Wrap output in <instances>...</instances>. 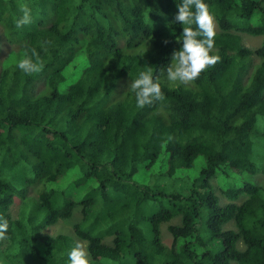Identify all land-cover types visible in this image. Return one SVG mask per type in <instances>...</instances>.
<instances>
[{"label":"trees","instance_id":"obj_1","mask_svg":"<svg viewBox=\"0 0 264 264\" xmlns=\"http://www.w3.org/2000/svg\"><path fill=\"white\" fill-rule=\"evenodd\" d=\"M204 2L219 59L181 84L174 0H0V264H65L75 239L41 231L77 209L90 264H264V0ZM148 67L163 99L137 108Z\"/></svg>","mask_w":264,"mask_h":264},{"label":"clouds","instance_id":"obj_2","mask_svg":"<svg viewBox=\"0 0 264 264\" xmlns=\"http://www.w3.org/2000/svg\"><path fill=\"white\" fill-rule=\"evenodd\" d=\"M176 13L173 23L180 28L179 48L171 53V65L166 69L167 79L170 82L187 84L194 81L202 71L215 64L219 57L212 53L214 47L215 22L204 0H174ZM22 15L16 21L19 28L31 22L30 10L26 6L21 8ZM167 43V41H164ZM16 67L27 74L37 73L42 68L40 57L35 51L32 55H24L16 62ZM131 91L134 94L135 106L143 108L153 101L163 99L161 86L153 76L151 67L140 71L131 81ZM7 221H0V232L6 231ZM65 264H90L86 249L75 243L66 253Z\"/></svg>","mask_w":264,"mask_h":264},{"label":"rangeland","instance_id":"obj_3","mask_svg":"<svg viewBox=\"0 0 264 264\" xmlns=\"http://www.w3.org/2000/svg\"><path fill=\"white\" fill-rule=\"evenodd\" d=\"M261 42H262V38L261 37L252 36V35H246V34H241V43L246 48L256 49V48H258L261 45ZM122 46L123 45L121 44L119 47L122 48ZM14 48H15L14 45H5L4 42L3 43H0V50H1L0 56H3L4 57L5 56V51L8 52L9 50H13ZM261 145L264 147V142H262ZM252 177H254V176H252ZM250 179H252V182L255 183V181H254L253 178H250ZM255 180H256L257 183L264 185V174H262L259 177H256ZM212 183L214 184L213 187H214V190L217 192V195H219V194L221 195L219 189H217V185H216V183H215L214 180H213ZM28 195L31 198L32 197L33 198L36 197L37 194L35 193V189L34 188H31L29 190ZM221 202L223 203L224 200L221 199ZM20 205H21L20 200H16L14 202V204L12 205V207L10 208V210H9L10 216L13 219H15V220L18 218ZM81 213H82L81 212V209H77L76 211H74L73 216H72V218L70 220H67V221H58L53 226H50L47 229L42 230L41 233L43 235H45V236H47L46 233L48 235H52V236H54V235H60V234L68 235V236H70V238L75 239V242L76 243L79 242L86 249L87 243L85 241H82V240L77 239L73 235V229H72V227H73L74 223L76 222V220L82 218ZM44 231H46V233ZM161 233H162L163 243L166 244V245H169L170 242H171V237L167 234V232L165 231V229H162L161 230Z\"/></svg>","mask_w":264,"mask_h":264},{"label":"bare ground","instance_id":"obj_4","mask_svg":"<svg viewBox=\"0 0 264 264\" xmlns=\"http://www.w3.org/2000/svg\"><path fill=\"white\" fill-rule=\"evenodd\" d=\"M121 44L124 46V41H123V40H120V41H119V43H118V48H120L119 46H120ZM123 46H122V47H123ZM255 61H256V60H255ZM170 85H171V89L176 88V86H175L174 83H173V84L170 83ZM14 173H15V172H13V174H14ZM261 175H262V173H259V174L256 175L255 177H259V176H261ZM216 196H218V198L224 199V198H222V196H220V194H219V195L216 194ZM231 227H232V224H228L227 226L224 227V230H226V229H231Z\"/></svg>","mask_w":264,"mask_h":264}]
</instances>
